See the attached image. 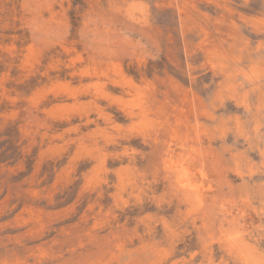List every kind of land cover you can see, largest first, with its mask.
I'll list each match as a JSON object with an SVG mask.
<instances>
[{"label":"rangeland","instance_id":"rangeland-1","mask_svg":"<svg viewBox=\"0 0 264 264\" xmlns=\"http://www.w3.org/2000/svg\"><path fill=\"white\" fill-rule=\"evenodd\" d=\"M260 261L264 0H0V264Z\"/></svg>","mask_w":264,"mask_h":264},{"label":"bare ground","instance_id":"bare-ground-1","mask_svg":"<svg viewBox=\"0 0 264 264\" xmlns=\"http://www.w3.org/2000/svg\"><path fill=\"white\" fill-rule=\"evenodd\" d=\"M40 19V18H39ZM41 26V25H40ZM36 27V26H35ZM30 30V29H29ZM49 33V32H48ZM46 35V34H45ZM116 39V38H115ZM240 85V84H239ZM238 86V85H237ZM238 88V87H237ZM240 88V87H239ZM241 90V89H240ZM245 90V89H244ZM234 92H236L235 90H234ZM241 93V92H240ZM244 93V92H243ZM236 95V94H235ZM241 95V94H240ZM244 96V95H243ZM245 105H246V103H245ZM43 121V120H42ZM87 134V133H86ZM84 135V134H83ZM83 137V136H82ZM86 137V136H85ZM180 153V152H179ZM194 157V156H193ZM175 161V160H174ZM193 166V165H192ZM176 176V175H175ZM195 180V179H194ZM183 181V180H182ZM182 183H185V182H182ZM187 189V188H186ZM203 189V188H202ZM182 197V196H181ZM232 209V208H231ZM232 226H233V224H232ZM235 229V228H234ZM229 230V229H228ZM242 233V232H241ZM222 237V236H221ZM227 239V238H226ZM229 240V239H228ZM227 241V240H226ZM231 241V240H230ZM227 245V244H226ZM243 247V246H242ZM230 248V247H229ZM237 249V248H236ZM238 252V251H237ZM252 253V252H251ZM249 254V253H248ZM250 255V254H249ZM254 255V254H253ZM251 256L250 255V258H255V255L254 256ZM233 256V255H232ZM260 263H261V261H260ZM261 264H264V263H261Z\"/></svg>","mask_w":264,"mask_h":264}]
</instances>
